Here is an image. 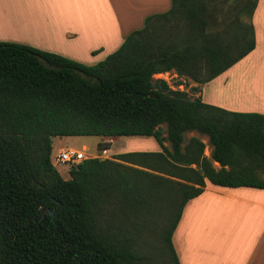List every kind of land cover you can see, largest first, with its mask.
<instances>
[{
    "label": "trees",
    "instance_id": "16d2710c",
    "mask_svg": "<svg viewBox=\"0 0 264 264\" xmlns=\"http://www.w3.org/2000/svg\"><path fill=\"white\" fill-rule=\"evenodd\" d=\"M255 4L171 0L92 65L0 41V264H136L131 233L165 195L175 214L164 240L178 264L171 234L205 180L264 189V114L210 105L153 78L172 71L203 84L225 70L254 47ZM190 131L206 136L209 158L199 139L185 140ZM54 136H151L160 150L85 158L64 179L51 163ZM105 204L114 223L99 218Z\"/></svg>",
    "mask_w": 264,
    "mask_h": 264
},
{
    "label": "crops",
    "instance_id": "0c3cea01",
    "mask_svg": "<svg viewBox=\"0 0 264 264\" xmlns=\"http://www.w3.org/2000/svg\"><path fill=\"white\" fill-rule=\"evenodd\" d=\"M170 7L171 0H0V41L92 65L114 51L130 31L141 28L147 16ZM249 23L254 47L199 84L195 96L226 110L264 114V0H256ZM242 83L250 98L240 95L234 101L231 90ZM191 136L206 147L205 135L184 134L185 140ZM56 137L62 136L51 138V151ZM164 145L169 147L167 141ZM159 150L153 142L151 150L136 151ZM209 153L210 148L206 154L203 150L207 158ZM171 244L178 264H264V189L219 186L205 180L200 194L184 203Z\"/></svg>",
    "mask_w": 264,
    "mask_h": 264
},
{
    "label": "rangeland",
    "instance_id": "374dc122",
    "mask_svg": "<svg viewBox=\"0 0 264 264\" xmlns=\"http://www.w3.org/2000/svg\"><path fill=\"white\" fill-rule=\"evenodd\" d=\"M227 3L222 2L220 4L223 8V12L227 10ZM216 15L221 17V14L218 12ZM241 19L247 21L245 16H241ZM153 78H162L165 80L169 88L186 91L191 97H195V94L198 91L199 84L192 82L188 78H179L172 71L154 74ZM177 81H180V84H177ZM195 86L197 90H191V87ZM230 95L231 99L236 101L240 95L245 99L250 98L251 93L246 91L245 86L242 83L241 86H234ZM161 127L164 129L165 126L162 125ZM148 138H151L152 142H150V140H143ZM202 138L206 143V138L204 136H202ZM153 142L155 141L152 137L144 136H62L56 137L53 142V149L50 152V156L52 157L51 160L53 161L55 169L62 178L64 177V179H66L68 176V169L73 164L61 163L55 160L54 156L60 149H75L82 151L85 158L98 157L111 159L115 154L124 151L151 150ZM209 148L210 147L207 146L206 143V147L203 149L205 154L209 151ZM257 172L258 176L262 177L260 171L257 170ZM110 206L111 205L109 204L103 206L99 218L114 223L113 221H115V218H111L107 214V210ZM130 213L135 215L133 212ZM174 214V203L167 195L155 199L153 202V208L144 216L146 219V226L142 230L137 229L136 232L131 233L134 235L135 239L134 247L132 248L133 252L138 253L140 258V261L136 264H175L172 258V253L164 240L165 230ZM131 227L134 229L133 226Z\"/></svg>",
    "mask_w": 264,
    "mask_h": 264
},
{
    "label": "built area",
    "instance_id": "2783aa9c",
    "mask_svg": "<svg viewBox=\"0 0 264 264\" xmlns=\"http://www.w3.org/2000/svg\"><path fill=\"white\" fill-rule=\"evenodd\" d=\"M57 162L76 164L83 160L84 154L82 151L75 149H60L54 156Z\"/></svg>",
    "mask_w": 264,
    "mask_h": 264
},
{
    "label": "bare ground",
    "instance_id": "6f19581e",
    "mask_svg": "<svg viewBox=\"0 0 264 264\" xmlns=\"http://www.w3.org/2000/svg\"><path fill=\"white\" fill-rule=\"evenodd\" d=\"M242 85V84H241ZM236 89V88H235ZM240 89H241V87H240ZM237 93V92H236ZM236 96V95H235Z\"/></svg>",
    "mask_w": 264,
    "mask_h": 264
}]
</instances>
